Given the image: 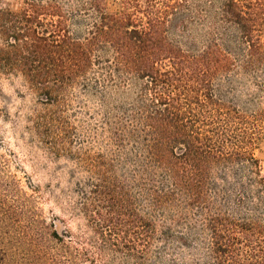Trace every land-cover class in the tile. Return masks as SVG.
Returning <instances> with one entry per match:
<instances>
[{"label":"trees","instance_id":"trees-1","mask_svg":"<svg viewBox=\"0 0 264 264\" xmlns=\"http://www.w3.org/2000/svg\"><path fill=\"white\" fill-rule=\"evenodd\" d=\"M263 26L264 0L0 4V80L44 107L40 129L72 89L95 122L51 149L84 223L52 222L37 264H264Z\"/></svg>","mask_w":264,"mask_h":264},{"label":"rangeland","instance_id":"rangeland-1","mask_svg":"<svg viewBox=\"0 0 264 264\" xmlns=\"http://www.w3.org/2000/svg\"><path fill=\"white\" fill-rule=\"evenodd\" d=\"M0 4L17 9L20 0H0ZM85 106L80 89L69 90L53 119L41 114L48 125L40 129L37 117L44 107L20 78L0 80V249L10 264H37V241L47 237L52 222L59 232L72 233L84 223L66 212L78 202L79 196L70 189L80 175L72 174L75 165L65 153H76L91 136L95 122ZM64 143H70L67 152L56 156ZM253 154L264 169V139L256 143Z\"/></svg>","mask_w":264,"mask_h":264}]
</instances>
